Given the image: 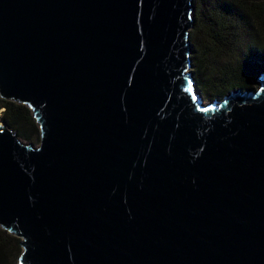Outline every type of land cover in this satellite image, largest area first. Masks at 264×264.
<instances>
[{"label": "water", "instance_id": "water-1", "mask_svg": "<svg viewBox=\"0 0 264 264\" xmlns=\"http://www.w3.org/2000/svg\"><path fill=\"white\" fill-rule=\"evenodd\" d=\"M193 0H0V229L17 264H264V72L203 102Z\"/></svg>", "mask_w": 264, "mask_h": 264}, {"label": "trees", "instance_id": "trees-1", "mask_svg": "<svg viewBox=\"0 0 264 264\" xmlns=\"http://www.w3.org/2000/svg\"><path fill=\"white\" fill-rule=\"evenodd\" d=\"M195 23L190 31L194 79L203 98L211 100L233 89H246V79L264 72V0H193ZM204 27L211 45L195 43L196 34ZM240 31L245 39V52L234 65L216 70L205 54L215 49L220 34ZM224 34V35H225ZM233 36V35H231ZM222 45L220 44L219 48ZM217 50V48H216ZM214 50V52H216ZM215 71L219 75L211 77ZM0 120L19 139L36 142L39 130L31 111L25 105L0 98ZM19 239L0 229V264H9L11 254L19 253Z\"/></svg>", "mask_w": 264, "mask_h": 264}, {"label": "rangeland", "instance_id": "rangeland-1", "mask_svg": "<svg viewBox=\"0 0 264 264\" xmlns=\"http://www.w3.org/2000/svg\"><path fill=\"white\" fill-rule=\"evenodd\" d=\"M195 6V5H194ZM195 13V11H194ZM200 30H198L197 32V36H196V41L195 43L198 45L204 44L206 46L211 45L213 42L212 39L208 38V35L206 33V30L204 27H200ZM192 29H190L191 31ZM189 31V33H190ZM220 34L218 36L219 40L216 41L217 42V50L215 49H211V52H208V54H205V58H207L209 61H211V63L213 64V67L219 71L223 70L225 67L227 66H231L234 65L235 62L242 56L243 52H245L246 50L245 45L246 42L245 39L242 37L241 32L238 30L233 31L230 33V35L227 34ZM233 35V36H231ZM220 44L222 45L220 48ZM214 50H216V52H214ZM192 55V54H191ZM189 71L192 72V74L194 75V71H195V67L192 66L191 68H189ZM260 72H256L255 74H253L252 76H250L249 78L246 79V84H247V88L251 89V90H255L257 89L258 85H259V78L261 77ZM219 75V73L217 71H215L213 74H211V77L215 78ZM229 91H227L226 93H224L223 95H226ZM223 95L217 96L215 98L220 99ZM203 96V95H201ZM203 98V97H202ZM209 101L206 98H203V102H207ZM1 121V120H0ZM21 142H28L25 141L23 139H20ZM39 142V139L36 142H33V145H37ZM31 143V142H30ZM21 251V248H20ZM20 253V252H19ZM19 253H14L11 254L10 257V262L9 264H17L18 262V256Z\"/></svg>", "mask_w": 264, "mask_h": 264}]
</instances>
